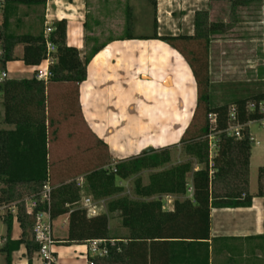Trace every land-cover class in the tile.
<instances>
[{
    "label": "crops",
    "instance_id": "obj_1",
    "mask_svg": "<svg viewBox=\"0 0 264 264\" xmlns=\"http://www.w3.org/2000/svg\"><path fill=\"white\" fill-rule=\"evenodd\" d=\"M120 1L124 0H46L44 5L35 6L40 13L31 21V30H25L24 25L33 15L31 7L9 5L0 0V52L3 55L5 35L36 36L42 31L44 34L47 24L65 20L66 44L75 47L85 63L86 79L80 83L37 78L31 81L33 85H44L50 175L52 167L82 165L79 161L83 158L81 151L84 148L74 147L83 140V136L86 144L90 134L97 144L106 148L111 168L140 156L149 148L150 152H160L182 145L180 137L188 127L196 106V82L183 55L160 38L194 35L196 13L209 11L214 0H143L141 3L125 0L124 11L120 8ZM134 8L138 9L136 14L142 17L140 22L145 23L146 30L119 35L133 15ZM104 24L108 25V30L103 29ZM24 47V43L14 46L12 61L4 63L0 58L4 64L0 73V130L15 129L14 124L5 121L2 85L34 77L30 71L36 66H26L21 60ZM261 65L264 69V63ZM3 71L7 72L5 79H1ZM180 122L182 127L179 129ZM175 134L178 135L176 139L166 142ZM256 145L259 147L255 161L253 148L250 150L248 184L246 176L241 174L234 178L231 187L239 202L247 193L251 195L250 205L210 207L208 239H159L153 246L152 258L148 240L146 258L114 259L113 264H264V193L258 195L256 186L258 170L264 167V146L261 143ZM188 157V160L177 163H191V170L185 174L187 192L156 194L146 197V201L160 199L162 210L166 212L174 210L175 201H193L192 177L200 166L193 157ZM84 179L79 176L61 181L50 176L49 181L54 188L70 181L81 187ZM148 183L149 178L146 185ZM0 188L2 200L6 198V194L1 193L5 186ZM164 198L168 200L164 202ZM86 199L97 205L100 213H108V197L81 196L80 191L78 202L83 205ZM6 206L10 208L4 217L2 209ZM16 209L14 202L0 201V264H7L4 251L7 242H15L22 237ZM60 218L61 224L58 223ZM68 218L69 214L64 213L50 219L53 237L58 241L53 246V264H88L89 260L99 264L101 258H89L87 243L63 244L68 235ZM114 221L115 227L122 228L126 234L119 214ZM110 224L109 219V230ZM60 225H65L63 234L57 233ZM10 260L11 264H42L35 251L28 254L24 244L11 253Z\"/></svg>",
    "mask_w": 264,
    "mask_h": 264
},
{
    "label": "trees",
    "instance_id": "obj_2",
    "mask_svg": "<svg viewBox=\"0 0 264 264\" xmlns=\"http://www.w3.org/2000/svg\"><path fill=\"white\" fill-rule=\"evenodd\" d=\"M6 4H23L28 7L44 5L46 0H1ZM238 3L264 0H231ZM195 33L192 36L162 37L170 46L178 50L189 64L197 87V103L192 119L180 143L187 155L203 165L193 173V201H175L174 210H162L160 199L133 200L122 196L107 204V211H118L122 226L126 229L123 237L113 238L109 235L108 215L100 213L89 215L87 211L76 206L80 199L81 187L70 181L56 188L50 183L51 202L49 207L38 205L32 213H28L21 188L27 190L29 196L38 198V193L45 181L50 179L48 164V134L45 117L44 85H33L32 80L8 81L2 85L5 106V121L15 125L12 131L0 130V186L6 198L0 201L14 202L16 219L22 229V237L15 242H7L4 247L6 263L11 264V253L24 244L29 255L38 248L33 239L34 213L48 210L50 218L68 213V235L63 244H85L92 239L107 240V254L99 257V264H113L114 259L146 258L147 241H150V255L155 242L159 239L204 240L209 236L210 207L225 205H250L252 196L248 193L242 202L231 192L233 180L240 175L239 169L248 166L250 141L248 123L257 121L261 115L256 110H249L250 103L264 102V87L249 90L247 96L236 97L232 102L214 105L208 93L209 78L207 62L200 61L194 52L179 47V43L188 40L202 41L204 51L208 53L209 38L212 33L220 32L221 24L211 22L207 11L195 15ZM5 25V21L3 23ZM49 34L50 41L56 45L57 64L50 67L53 81H71L80 83L86 79L85 63L80 59L75 47L66 44V21H56ZM17 43H24L21 60L26 66L40 65L46 55L43 31L34 36L31 34L4 37L3 62L13 60L12 52ZM262 71V70H261ZM35 91L36 93H33ZM39 92V93H38ZM41 95V97H40ZM204 104L205 122L198 132L187 138L199 107ZM32 104L34 107L32 109ZM235 111L236 123L242 125L240 137L227 135L225 130L231 125L229 114ZM216 115V131L218 135L217 155L209 159L208 114ZM52 122V120H49ZM51 124V123H50ZM169 161L168 149L160 152H143L140 156L119 162L115 172H108L96 167L85 175L87 190L94 198H103L121 192L122 188L115 183L116 177L126 179L144 169L158 168ZM191 170V163L186 162L169 169L153 172L147 185L135 183V193L142 197H150L162 193L187 192L185 174ZM211 170L213 172L211 173ZM264 170V168H263ZM19 189V190H17ZM263 193L261 188L258 195ZM233 199V200H231ZM11 218L7 223L9 231ZM113 240V243L110 242Z\"/></svg>",
    "mask_w": 264,
    "mask_h": 264
},
{
    "label": "rangeland",
    "instance_id": "obj_3",
    "mask_svg": "<svg viewBox=\"0 0 264 264\" xmlns=\"http://www.w3.org/2000/svg\"><path fill=\"white\" fill-rule=\"evenodd\" d=\"M124 1H120L122 4L120 8L123 11ZM133 1L135 3H141L143 0ZM263 4L264 2L255 4L254 2L238 3L237 1L231 0H214L212 1L209 7V11H207L208 18L211 22L220 23L221 31L212 33L210 35L208 53L206 54V52L204 51V44L202 41L199 42L198 40H182L179 43V47L182 46V48L186 49V51L190 53L194 52L192 54L197 56L200 61L207 62L209 78L208 93L210 96V100L214 105H221L232 102L233 99H235L236 97L247 96L249 90L251 89L260 87L261 85H263L264 87V69H262L263 65H261L262 63H264V8H262ZM29 9L33 10V15L30 16L29 23L24 25L25 30H31L33 24L31 23V21L34 20L33 18H37L40 13V9L35 6ZM24 10H26V8ZM137 10V8L133 9V15L129 17L128 22L124 26L123 31L118 33L119 35L133 33L137 34L139 31L142 32L146 30L144 25L145 23L140 22L142 17L139 14H136ZM109 28H111L110 25ZM103 29L108 30V25L104 24ZM112 35L115 34L113 33ZM89 38H91V36H89ZM91 41L92 39H89V42ZM0 58L3 59V54L0 55ZM3 69L4 64L0 60V73ZM30 75L35 76V71H30ZM205 114L206 112L204 110V104L202 103V105L199 107L195 119L191 124L190 133L187 135V138L193 136L195 132H198L199 127L202 126L205 122ZM169 125L171 124L169 123ZM181 127L182 123L180 122L178 124V128L180 129ZM248 127L249 131L251 129V131L249 132V136L252 139L249 141L251 148H253V159L255 161V156L259 147L256 144L261 143V146H264V125L261 122L256 121L250 122L248 124ZM171 131L172 128L169 132ZM251 132L253 134H251ZM207 139L209 145V159L211 164V159H213V157L217 155L218 144L216 141L218 140V135H214L211 138ZM77 144L78 145H76L74 148H84V150L81 151V153H83V158L79 161L82 162V165L73 167H52V174L50 175L51 177H54L56 180L61 181L66 178L71 179L79 176L85 178V175L96 167L103 168L108 172L112 171V166L109 165V162L107 160L108 153L106 151V148L99 143L97 144L91 134L89 135L86 144L84 143V136L83 140L80 143L78 142ZM73 152H77V154H80V152L78 151ZM168 152L170 159L169 163L167 164L161 165L160 167L154 168L153 170H141L140 172L133 174L127 177L126 179L116 177L115 183L118 184L119 182H121L122 185L120 187L122 188V190L119 193L108 196L109 199L106 200V204H108V202H110L111 200L122 196L128 197L133 200H146L145 198H142L135 193L136 181H139L142 185H146V183L148 182V178L152 172H156L158 170L177 165V163L183 162L184 160L186 161L189 158L184 150L183 145L179 147H170ZM78 156L80 157V155ZM199 166L200 168L203 167V165L200 164ZM255 166L256 163L254 162L253 167ZM263 168H259L258 170L256 177V186L257 190L261 188L262 192L264 193ZM239 171L241 172L240 175L242 174L246 176L248 184V167H241ZM212 172L213 170H211V173ZM81 182H83L81 185V196L87 194L91 195L90 192L87 190V183L85 179ZM21 190L23 197H25L24 200H26L28 198V192L23 187L21 188ZM167 200L168 199L164 198V202H166ZM76 206L82 205L78 202ZM8 208L10 207L6 206L4 209H2L4 217L6 215V212H9ZM106 214L108 215V221L109 219L111 220L109 230L110 237H118L124 235L125 231L122 228H116L114 223V220L117 218L119 213L114 214L112 212H108ZM59 220L60 221H58V223L61 224V218ZM64 230L65 225H60L58 227L57 233L63 234Z\"/></svg>",
    "mask_w": 264,
    "mask_h": 264
},
{
    "label": "built area",
    "instance_id": "obj_4",
    "mask_svg": "<svg viewBox=\"0 0 264 264\" xmlns=\"http://www.w3.org/2000/svg\"><path fill=\"white\" fill-rule=\"evenodd\" d=\"M52 31V25L47 24L44 30L46 48L45 59L42 64L36 66V68L34 69V77L37 79H50V77L52 76L50 67L55 65V62H57L55 55L57 51L56 45L53 44L49 39V34ZM0 55H2V52H0ZM5 78H7V72L3 71L1 74V79ZM248 108L249 110H256L261 115V117L257 121L261 122L264 125V102H259L257 104L250 103L248 105ZM207 117L209 123V133L207 135V138H211L214 135H219L220 132L216 131V115L210 113ZM229 118L231 125L225 130V132L227 133V135L239 138L242 125L236 123L237 117L233 109L230 111ZM251 139L252 138L249 136V140ZM216 142L218 144V140ZM112 170L115 172V167H113ZM51 190L52 187L48 179L43 183L41 190L38 193V198L30 196L25 200L27 212L32 213L35 207L38 205H46L47 207H49L51 202ZM81 207L84 208L89 215L100 214L97 205H95L89 199H86ZM50 219L51 218L48 210H38L34 213L33 239L38 245L35 254L37 258L42 262V264H53V246L58 243V241L53 237ZM110 242L113 243V240H110ZM86 243L88 245L87 249L89 258H99L107 254V240L92 239L88 240ZM88 264H95V262L93 260H89Z\"/></svg>",
    "mask_w": 264,
    "mask_h": 264
},
{
    "label": "bare ground",
    "instance_id": "obj_5",
    "mask_svg": "<svg viewBox=\"0 0 264 264\" xmlns=\"http://www.w3.org/2000/svg\"><path fill=\"white\" fill-rule=\"evenodd\" d=\"M176 136H178V135H172V136H169V140H166V142H170V141H173L174 139H176ZM180 137V136H179ZM168 139V138H167Z\"/></svg>",
    "mask_w": 264,
    "mask_h": 264
},
{
    "label": "water",
    "instance_id": "obj_6",
    "mask_svg": "<svg viewBox=\"0 0 264 264\" xmlns=\"http://www.w3.org/2000/svg\"><path fill=\"white\" fill-rule=\"evenodd\" d=\"M151 151V149L149 148V149H147V152H150Z\"/></svg>",
    "mask_w": 264,
    "mask_h": 264
}]
</instances>
